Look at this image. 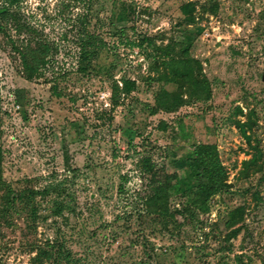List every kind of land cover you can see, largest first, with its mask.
I'll list each match as a JSON object with an SVG mask.
<instances>
[{
    "label": "rangeland",
    "instance_id": "1",
    "mask_svg": "<svg viewBox=\"0 0 264 264\" xmlns=\"http://www.w3.org/2000/svg\"><path fill=\"white\" fill-rule=\"evenodd\" d=\"M3 7L59 51L26 80L0 32V174L15 189L43 190L35 220L14 213L7 225L0 216V264H264V0H0ZM80 40L94 42L87 72L78 70ZM161 45L199 61L208 99L153 111L158 90L177 89L152 79ZM124 77L136 87L113 104L112 85ZM238 122L249 123L250 142ZM201 143L216 145L228 174L209 211L138 218L150 176L142 160L189 175L185 157ZM181 200L171 191L170 214ZM47 242L53 255L37 258Z\"/></svg>",
    "mask_w": 264,
    "mask_h": 264
},
{
    "label": "trees",
    "instance_id": "2",
    "mask_svg": "<svg viewBox=\"0 0 264 264\" xmlns=\"http://www.w3.org/2000/svg\"><path fill=\"white\" fill-rule=\"evenodd\" d=\"M7 18L11 19L12 24L10 26L5 21ZM2 20L5 21L4 24ZM0 32L6 38V45L10 51V61L17 65L18 73L26 80L40 77L45 67L53 65L56 59L55 56L59 51V45L55 41H50L44 31L37 28V26L21 22L20 18L16 14H11L7 7L0 8ZM89 45H94V42L80 40L78 50V70L80 72H87L94 68L90 61L93 54L87 48ZM156 47L162 56H159L160 60L155 62L154 67L157 74L152 79L175 83L177 89L169 91L162 88L158 90L154 98L153 111L172 112L191 99H208L210 97L211 86L208 78L205 75H197L196 73V70L200 74L202 73V66L197 59L191 57L188 53L185 54L184 51L182 53L172 52L169 45ZM59 71L58 74L53 76L54 78L63 73L61 68ZM118 83V81H114L112 85L113 104H117L120 94H127L136 87L134 78L124 77L120 81V86ZM56 88L57 86L54 83L52 86L54 92ZM18 93L20 92L18 91ZM19 97L20 94H18ZM246 122H238V127L241 135L250 142V136L246 131V128L250 126ZM256 158L254 153L249 159L243 161L240 176L247 175L250 166L255 164ZM185 160L192 162L190 163L192 164V170L189 175L184 173L183 176L176 172L157 169L149 158L142 160L144 162L142 164L143 171L149 173L150 176L148 179L149 184L147 185L148 191L140 197L145 212L138 213V218L141 219L146 215L166 217L177 212H182L185 215L189 213L194 218L201 212L207 213L209 211L208 199L228 186V174L220 161L217 147L215 144L209 143L197 144L186 155ZM184 185L193 188L194 191L187 193ZM0 189L2 190L0 216L7 225L13 223L14 213L21 214L26 212L27 216L35 220L36 210L33 202L36 195L42 193L43 190H38L31 186H25L19 190L15 189L2 179L1 174ZM171 191L182 197V207L180 208L181 210H177L176 206H172L175 209L173 208L174 211L170 214ZM189 193H192V196H188ZM229 218L230 216L228 215L225 220L226 223ZM47 245L49 248L39 247L40 251L37 253V258L42 259L53 255L51 249L55 245L48 242Z\"/></svg>",
    "mask_w": 264,
    "mask_h": 264
}]
</instances>
